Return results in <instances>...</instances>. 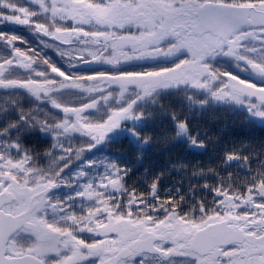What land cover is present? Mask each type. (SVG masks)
I'll return each mask as SVG.
<instances>
[{"label": "snow or ice", "instance_id": "6c2138e0", "mask_svg": "<svg viewBox=\"0 0 264 264\" xmlns=\"http://www.w3.org/2000/svg\"><path fill=\"white\" fill-rule=\"evenodd\" d=\"M0 264H264V0H0Z\"/></svg>", "mask_w": 264, "mask_h": 264}]
</instances>
